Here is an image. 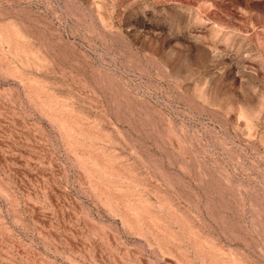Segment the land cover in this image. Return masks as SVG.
I'll return each instance as SVG.
<instances>
[{
  "label": "rangeland",
  "instance_id": "374dc122",
  "mask_svg": "<svg viewBox=\"0 0 264 264\" xmlns=\"http://www.w3.org/2000/svg\"><path fill=\"white\" fill-rule=\"evenodd\" d=\"M0 264H264V0H0Z\"/></svg>",
  "mask_w": 264,
  "mask_h": 264
}]
</instances>
